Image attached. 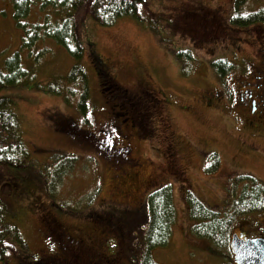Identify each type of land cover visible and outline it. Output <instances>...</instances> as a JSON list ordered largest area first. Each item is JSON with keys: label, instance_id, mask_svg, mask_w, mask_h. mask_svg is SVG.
<instances>
[{"label": "rangeland", "instance_id": "374dc122", "mask_svg": "<svg viewBox=\"0 0 264 264\" xmlns=\"http://www.w3.org/2000/svg\"><path fill=\"white\" fill-rule=\"evenodd\" d=\"M13 1L0 0V70L22 45L23 32L13 17ZM149 1L152 9L162 14L154 29L130 16L119 18L110 26L85 17L80 27L84 48L81 58L73 57L63 46L47 38L37 44L34 57L27 50L22 51L23 64L32 76L28 83L0 90V96L11 100L28 152L21 167L10 166L0 171V198L8 207L3 222L16 225L27 246L24 249L16 245L19 251L14 250L5 264H38L39 256L44 259L58 251L55 238L48 233V224L41 221L43 209L57 210L72 233L95 234L96 223L102 225L103 220L95 222L98 217L93 216H106L104 212H109L113 205L143 211L132 223L133 230L124 228L118 243L110 242L125 264H136L142 234L137 229L146 219L147 196L164 185L172 189L176 213L167 244L153 251L157 261L235 264L230 249L213 252L208 242L191 233L193 222L187 198L193 192L208 205L222 207L229 198L233 178L239 174H252L264 183V156L259 154L264 152V140L257 142L260 152L245 148L241 143L246 139L244 124L229 109L234 83L247 72L249 62L258 58L256 49L264 40V23L232 25L236 0ZM38 10L35 5L27 23L36 20ZM263 10L264 0H247L241 14ZM214 17L217 21L211 23ZM219 23L230 27L224 38ZM44 49L46 52L36 61L35 55ZM181 51H190L193 58L183 57L188 63L184 72L182 58L176 55ZM95 54L134 100L143 95L141 90L168 97V105L162 108V120L155 122L154 136L135 135L140 106H136L137 123L133 125L131 116L123 121L127 109L124 112L115 105L117 102L106 99L97 75ZM225 58L232 67L223 77L212 62ZM74 65L83 68L87 75L85 113L80 99L82 84L67 80ZM69 88L74 92L69 94ZM49 89L59 93L48 92ZM206 94L212 99L207 107L203 105ZM111 109L119 113L112 114ZM115 123L120 124L117 130L122 127L123 134H132L130 154L138 158L136 164L124 161L117 165L112 156L102 151ZM81 133L84 136H79ZM69 155L77 159L72 163L65 161ZM118 159L122 161V154ZM211 166L216 169H209ZM54 169L58 171L52 180ZM121 172H129L123 184L116 182ZM263 219L264 211L248 213L233 224L232 232L253 227L248 230L252 235L264 234ZM59 239L64 247L71 248L68 252L72 264H81L77 248L65 238ZM92 260L97 262L95 258Z\"/></svg>", "mask_w": 264, "mask_h": 264}, {"label": "trees", "instance_id": "16d2710c", "mask_svg": "<svg viewBox=\"0 0 264 264\" xmlns=\"http://www.w3.org/2000/svg\"><path fill=\"white\" fill-rule=\"evenodd\" d=\"M246 1L236 0V10L231 18V24L248 26L256 22L264 23V10L247 15L241 14V8ZM35 5L39 7L38 14L36 20L29 24L26 20L33 13ZM88 16L105 26L113 25L119 18L130 16L153 29L162 19V14L152 9L149 0H14L13 17L23 32L22 45L21 50L9 57L4 63L3 70H0V90L5 86L28 83L32 76L23 64L22 51L27 50L32 56L37 44L47 38H51L63 46L73 57L81 58L84 48L81 42L80 27L84 18ZM259 29L261 30V28ZM256 32L258 33V30ZM44 52H46L45 49L39 52L41 54L37 53L35 60L39 61ZM176 55L182 58L185 66L184 72L185 69H188V63L183 60V57L193 59L191 52L181 51ZM94 62L104 96L110 101L117 102L116 105L124 109V112L125 109L131 112L138 111L136 107L138 104L131 97L129 91L114 78L107 64L96 54ZM212 66L220 76H224L231 69L230 64L225 59L213 62ZM67 80L70 83L82 84L83 92L80 99L85 113L88 83L84 69L74 65L67 76ZM68 90L70 94L72 89L69 88ZM47 91L59 93L55 89ZM11 105L9 98L0 96V171L10 166L21 167L23 158L26 159L28 155L26 147L24 148L23 134L19 128V118L12 110ZM117 113L114 112L116 115ZM84 133L86 134V132ZM88 133L92 134V132ZM76 135L78 136V133ZM79 136L84 135L81 133ZM70 155L65 157V161L70 160L72 163L77 158ZM215 158H217L216 155ZM215 164L218 167V160L215 161ZM209 169L214 170L216 166H211ZM56 171L58 169H54L52 172V180ZM62 172L65 173L64 170ZM228 191L229 198L222 207L215 208L208 205L201 198L196 197L193 192H189L187 198L189 216L193 222L191 233L196 238L208 242L213 252L226 247L230 249L228 246L233 233L232 226L241 216L264 211V183L256 176L245 173L239 174L233 178ZM5 209H8L7 204L0 198V264H5L14 250H18L16 245L24 249L27 247L18 227L12 223L4 224L3 216L4 214L7 215ZM111 210L104 212L107 213L104 217L110 218L112 224L122 231L124 228L131 231L132 223L141 216V214H120L117 210ZM146 210L145 222L140 225L141 229H137L142 234L139 239L138 250H136L135 261L136 264H162L153 256V251L157 247L167 244L172 224L175 221L176 212L172 203V189L169 185H164L148 195ZM96 216L100 218V215L95 214L94 219ZM42 222L47 224L45 221ZM122 231L119 234L120 237L123 234ZM229 254L232 255L231 250ZM48 263L50 261L41 259L38 261V264Z\"/></svg>", "mask_w": 264, "mask_h": 264}, {"label": "flooded vegetation", "instance_id": "af4514ba", "mask_svg": "<svg viewBox=\"0 0 264 264\" xmlns=\"http://www.w3.org/2000/svg\"><path fill=\"white\" fill-rule=\"evenodd\" d=\"M216 21L217 19L214 17L211 23H215ZM219 24L222 28L220 35L223 37V35L229 34L228 30H230V27L223 23ZM256 51L258 57L257 60L252 61L251 63L249 62L247 72H244L245 74L239 77L234 83L235 88L234 91H232V103L229 105V109L233 112L235 119L244 124L246 139L241 143L251 152H260L261 147L257 142L259 140H264V40H261ZM145 92L141 90L143 95L139 97L138 101L135 100L138 106H140L139 108L142 109L140 115L137 116L134 112L128 111V115L125 114L126 117L123 120L127 121L129 116H131V121L134 125L137 123L135 122V117L137 116L139 120V123H137L138 128L135 127L136 130L132 129L135 131V135L138 138L154 136L153 131L155 130V122L158 124V122L162 120L160 117L163 113L162 108L168 105L169 101L168 97L165 95L160 97L156 92L153 93L150 90H145ZM211 100V95L206 94L203 105L207 107L208 103H212ZM257 100H259L258 106H256ZM108 102L110 103V101ZM110 105H112V103H110ZM184 108L186 107L184 106ZM113 113L114 111L112 110V114ZM59 122L60 121L58 120V123ZM119 125L115 123L111 127V135L106 133L110 138L105 140L106 142L104 147H102V151L104 154L112 156L114 163L117 165L122 162L124 163V161L126 163L134 162L136 164L138 158L130 154L131 148L129 142L132 134H123L121 126V128L117 130ZM139 133L143 134L139 136ZM120 154H122V161H119L118 159ZM259 154L264 156V152H260ZM125 171H127V169H125ZM127 173L121 172L119 176L117 175L116 182H121L123 184V181L127 180V178H125ZM111 209V211L117 210L120 214L143 213L140 208L134 209L127 206L115 207L113 205ZM59 216V212L54 208L43 209L42 213H40L41 221H45L49 226V228L47 227L49 235L56 239V248L58 251L53 254L54 256L47 255L44 259H42V257L39 259H42L43 261H54L58 263L66 262V264H72L73 259H71L68 252L71 251V248L64 247L60 243L59 238H65L70 244L74 245V248H77V252L79 253L78 261L81 264H125L120 256L119 250H113L110 246V242L118 243L120 237L119 234H121L122 231L119 227L112 224L113 222L110 221V218L101 216L95 221L98 222L99 220H103L102 225L96 223L97 229L95 234L84 231L81 234H77L75 232L72 233L65 223L60 220ZM261 228L264 229V223ZM252 229L253 227L248 228V230ZM248 230L239 229L237 233L243 238L264 237V234L252 235ZM112 236H116V239ZM94 258L97 262L92 260Z\"/></svg>", "mask_w": 264, "mask_h": 264}, {"label": "water", "instance_id": "95a60500", "mask_svg": "<svg viewBox=\"0 0 264 264\" xmlns=\"http://www.w3.org/2000/svg\"><path fill=\"white\" fill-rule=\"evenodd\" d=\"M230 247L236 264H264V238L243 239L233 234Z\"/></svg>", "mask_w": 264, "mask_h": 264}]
</instances>
